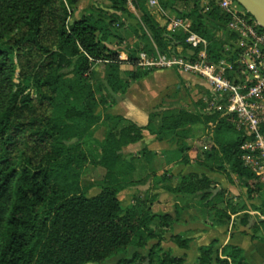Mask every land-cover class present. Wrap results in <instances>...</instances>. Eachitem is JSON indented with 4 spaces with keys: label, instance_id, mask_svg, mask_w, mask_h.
I'll use <instances>...</instances> for the list:
<instances>
[{
    "label": "trees",
    "instance_id": "16d2710c",
    "mask_svg": "<svg viewBox=\"0 0 264 264\" xmlns=\"http://www.w3.org/2000/svg\"><path fill=\"white\" fill-rule=\"evenodd\" d=\"M79 1L0 0V264H104L132 246L146 249L149 241L160 237L158 231L173 228L184 210L174 198L162 197L161 191L200 197L203 204L213 197L216 183L206 175L190 173L180 177L179 185L170 186L168 182L176 178L165 173L153 179L145 197L135 196L134 203L124 208L120 192L138 190L143 181L120 179L126 164L122 149L142 141L145 131L159 141L181 137L185 129L198 126L214 127L215 132L224 128L236 131L217 113L200 116L187 110H169L152 115L146 127L106 114L104 100L98 101L86 77L91 60L110 62L108 83L121 94L132 87L130 81L137 83L153 71L121 70L119 53L105 45L114 20L107 23L95 9L73 19ZM147 8V0L138 6L142 24L157 46L171 44L174 39L186 42L184 34H168ZM179 16L190 19L193 31L210 42L214 62L222 58V45L212 44L215 25L227 21L217 0H194L193 8ZM14 54L20 77L29 83L18 89ZM134 61L132 57L128 62ZM31 86L36 98L25 94ZM104 123L107 128L100 154L90 160L81 142L93 137ZM237 133L230 140L214 137L197 146L183 143L182 163L194 161L209 169L213 163L220 172L229 165L248 194L262 192L264 184L243 161L244 135ZM89 161L103 171L98 185L101 191L91 197L89 190H81V175ZM237 213L238 209L217 208L216 226L228 225ZM241 223L264 230V219L249 214ZM171 239L182 249L191 242L181 234ZM157 245L148 256L136 252L134 259L117 264L186 262L185 256L168 252L156 262ZM218 245L214 240L200 247L196 264H250L239 246Z\"/></svg>",
    "mask_w": 264,
    "mask_h": 264
},
{
    "label": "rangeland",
    "instance_id": "374dc122",
    "mask_svg": "<svg viewBox=\"0 0 264 264\" xmlns=\"http://www.w3.org/2000/svg\"><path fill=\"white\" fill-rule=\"evenodd\" d=\"M124 2V3H123ZM146 4V0H135L131 5L129 0H118L115 4L114 0H80L79 4L74 8L72 12L73 19H80L81 17L88 15L95 9V12L101 13L105 16L107 23L114 20L111 23L110 35L105 40V45L119 53V61L121 64V70L123 71H135V72H148L149 70L154 71L156 68L145 67L141 65L144 63L142 60V55H146L148 59L155 57V50L159 52L162 51H177L182 50L184 56H192L190 48L186 46V42L183 44L182 40H172L171 44L157 46L151 37L150 33L144 28L140 16V11L138 6L140 4ZM161 6L167 8V12L173 16H179L182 13H188L194 5V0H160ZM138 5V6H137ZM149 9V8H147ZM150 10V9H149ZM153 17L157 19L161 24L164 20L160 18L159 14L155 10H150ZM216 31L212 40V44L222 45V49L225 46H231L229 42L228 30L223 24H216ZM182 35L178 38H181ZM169 44V45H168ZM6 47V44L4 45ZM223 52V51H221ZM135 57L134 63H129V59ZM213 57L215 55L213 54ZM14 64L16 66V76L14 82L16 84V89L19 87L28 86V82L20 77V69L18 64V59L16 54L13 55ZM110 62L104 59L91 60L90 70L86 74L87 79L92 84L94 92L99 102L104 100L103 108L107 110L106 114H109V109L112 105H115L120 99L125 97V94L120 92H115L108 83V75L110 73L109 69ZM124 76V74L122 75ZM125 78V77H124ZM133 86L135 82L130 81ZM23 83V84H22ZM131 89V88H130ZM130 89L127 91L129 92ZM186 97L185 100L178 103V110H187L189 112L195 113L200 116L214 114L209 109V105L206 103V98H210V95L204 85L197 86V92L185 87ZM126 92V94H127ZM25 94H30L32 98H36V93L32 86L26 91ZM177 97V96H176ZM174 99V98H173ZM110 126H114L115 122H108ZM106 124L99 126L94 136L91 138H86L82 141V149H84L90 160L93 157H97L100 154L101 142L106 134ZM238 135L237 130L233 129H222L220 132H215L214 127H194L187 128L184 132H181V137L171 138L172 142H177L180 147L183 143L188 144H207L214 137H219L222 140H230L236 138ZM182 137H186L183 140ZM145 150H136L132 154H126L124 148L122 149V155L126 158V164L122 169L120 179L125 181H143L138 186L137 189H125L120 192L119 199L124 208L134 203V197H145L146 190L151 188L153 179L161 175L163 170V162L161 159L150 158L145 154ZM134 158V160H131ZM19 163L21 159H18ZM210 168H202L206 173L213 174L215 176L222 174L225 175L229 185L239 187L240 194L236 195L229 189H224L218 182H215L213 197L206 203H198L196 205H188L186 208L191 211L192 214L196 215L202 221H205L211 225V227H217L216 210H228L233 211V209H240L241 201L245 202V207L252 209H257L258 214L255 215L257 219H264L262 212L264 210V190L262 192L250 195L247 193V189L244 188L243 184L234 175L230 169L229 165L225 166V170L220 172L214 167L213 163H210ZM172 170L165 171L167 174H171ZM204 175V174H203ZM233 176V177H232ZM181 175L177 176L172 182H168L170 186L179 185ZM103 178V171L92 164L91 161L87 163L84 167L81 175V190L88 191V196H95L100 193L98 185L99 181ZM235 178V179H234ZM194 208L195 210H193ZM214 208V209H213ZM192 209V210H191ZM245 216L232 215V221L242 220ZM6 227V226H5ZM235 228V225L233 226ZM6 229V228H5ZM258 232L264 234L262 227H259ZM171 230L168 231H158L160 237L155 240H151L148 243L146 249H137L135 246L128 248L114 255L111 259L107 260L104 264H117L121 260H132L135 257L136 252L148 256L149 251L154 245H157L155 260L159 262L158 256H162L164 252H168L174 255L173 251V241L171 237ZM184 237L185 234H181ZM159 242V243H158ZM219 242V241H218ZM220 247V245H218ZM200 255V254H199ZM197 260L192 259L190 262L186 261L184 264H196ZM149 264V262L147 263Z\"/></svg>",
    "mask_w": 264,
    "mask_h": 264
},
{
    "label": "built area",
    "instance_id": "2783aa9c",
    "mask_svg": "<svg viewBox=\"0 0 264 264\" xmlns=\"http://www.w3.org/2000/svg\"><path fill=\"white\" fill-rule=\"evenodd\" d=\"M217 6L227 19L224 27L231 46H225L222 58L214 62L210 42L193 31L190 19L169 14L160 0H147V7L164 20L161 25L168 34L186 35L193 55L184 56L180 49L168 54L156 49L151 59L142 55L141 65L175 68L202 79L210 95L206 98L210 111L244 135V164L264 184V28L236 0H217Z\"/></svg>",
    "mask_w": 264,
    "mask_h": 264
},
{
    "label": "crops",
    "instance_id": "0c3cea01",
    "mask_svg": "<svg viewBox=\"0 0 264 264\" xmlns=\"http://www.w3.org/2000/svg\"><path fill=\"white\" fill-rule=\"evenodd\" d=\"M205 85V82L193 75L184 73L175 68L155 69L142 80L135 83L125 97L120 99L109 109L112 116H122L141 127L149 124L150 118L154 114L163 115L166 111L178 109V103L185 100V87L197 92V86ZM177 96V97H176ZM174 98V99H173ZM195 146L196 144H189ZM181 147L177 142L171 140L159 141L149 131H145L142 141L124 148L126 154H132L136 150H145L150 158L161 159L163 170L171 171V176L175 178L179 175L185 176L190 173L206 175L212 181L218 182L224 189H229L234 194L239 195V187L229 185L225 175L217 176L201 170L202 167L192 161L190 164L182 163ZM159 175V176H161ZM233 177V176H232ZM235 179V178H234ZM164 198H174L178 204L184 208L180 220L171 229L173 235L185 234V238H190L191 242L187 249L180 248L173 243L174 255L186 257L190 262L199 258V248L209 245L212 241L218 240L221 248L233 244L239 246L245 252V257L250 264H264V234L251 229L250 226L243 225L240 220L225 226L211 227L209 223L202 221L192 214L186 207L196 205L200 197L189 195L173 196L161 191ZM195 210L194 208H192ZM191 209V210H192ZM249 214L253 217L258 214V210L245 207V202L241 201L237 217ZM235 225V228L233 227Z\"/></svg>",
    "mask_w": 264,
    "mask_h": 264
},
{
    "label": "water",
    "instance_id": "95a60500",
    "mask_svg": "<svg viewBox=\"0 0 264 264\" xmlns=\"http://www.w3.org/2000/svg\"><path fill=\"white\" fill-rule=\"evenodd\" d=\"M264 28V0H236Z\"/></svg>",
    "mask_w": 264,
    "mask_h": 264
}]
</instances>
